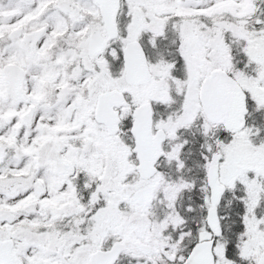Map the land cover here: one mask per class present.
I'll use <instances>...</instances> for the list:
<instances>
[{
    "label": "snow or ice",
    "instance_id": "6c2138e0",
    "mask_svg": "<svg viewBox=\"0 0 264 264\" xmlns=\"http://www.w3.org/2000/svg\"><path fill=\"white\" fill-rule=\"evenodd\" d=\"M0 264H264V0H0Z\"/></svg>",
    "mask_w": 264,
    "mask_h": 264
}]
</instances>
